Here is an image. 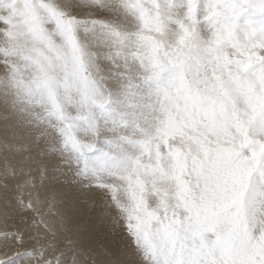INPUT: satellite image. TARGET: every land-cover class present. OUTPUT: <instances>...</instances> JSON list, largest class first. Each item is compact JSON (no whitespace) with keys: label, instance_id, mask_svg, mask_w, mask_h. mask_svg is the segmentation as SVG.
Returning <instances> with one entry per match:
<instances>
[{"label":"snow or ice","instance_id":"6c2138e0","mask_svg":"<svg viewBox=\"0 0 264 264\" xmlns=\"http://www.w3.org/2000/svg\"><path fill=\"white\" fill-rule=\"evenodd\" d=\"M0 252L264 264V0H0Z\"/></svg>","mask_w":264,"mask_h":264},{"label":"rangeland","instance_id":"374dc122","mask_svg":"<svg viewBox=\"0 0 264 264\" xmlns=\"http://www.w3.org/2000/svg\"><path fill=\"white\" fill-rule=\"evenodd\" d=\"M86 200V197L83 198ZM84 221L88 223L91 221L93 228L98 229L106 238V242L113 248L114 251L122 258L131 261L132 257L127 250V240L125 234L118 228H114L111 222L103 218L101 206H89V203L81 204Z\"/></svg>","mask_w":264,"mask_h":264},{"label":"bare ground","instance_id":"6f19581e","mask_svg":"<svg viewBox=\"0 0 264 264\" xmlns=\"http://www.w3.org/2000/svg\"><path fill=\"white\" fill-rule=\"evenodd\" d=\"M23 249H10L9 251H8V256L9 257H11L12 255H14L15 254V252L16 251H22ZM5 257H4V255H3V253L2 252H0V259H4Z\"/></svg>","mask_w":264,"mask_h":264}]
</instances>
